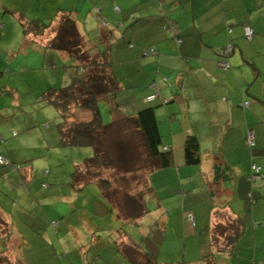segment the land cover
<instances>
[{
  "label": "crops",
  "instance_id": "obj_1",
  "mask_svg": "<svg viewBox=\"0 0 264 264\" xmlns=\"http://www.w3.org/2000/svg\"><path fill=\"white\" fill-rule=\"evenodd\" d=\"M64 14H71L82 35L98 43V47L104 46L100 31L108 32L113 68L115 63L122 65L116 74L124 71L132 75L134 83L139 78L144 83L150 81L142 95L132 97L134 107L122 110L135 116L142 108L156 106L162 147L171 149L174 155L173 164L149 172L143 198L146 205L147 199L157 200L158 207L147 205V215L135 222L141 223L147 217L154 222L159 220L157 253L146 250L135 240V234L123 228V219L97 183L73 185L70 189L50 188V176L59 175L55 169L52 171L57 165L54 160L46 158H56L52 151L62 144L72 145L63 143L59 129L44 127L40 111L35 113L37 119L33 115L24 117L29 112L14 78L34 69L32 56L33 61L42 59L43 67L48 63L55 67L58 59L62 62L69 57L46 47ZM21 15L50 24L48 30L42 36L25 35L19 21ZM245 24L254 29L252 39L245 36ZM170 25L177 27L176 34L169 30ZM229 45L233 52L228 57L218 54V50ZM151 49L156 52L151 53ZM224 60L230 63L226 70L219 64ZM162 80L174 82L166 89ZM151 94L157 96L148 101ZM247 101L250 106L245 107ZM250 131L254 133L255 145L247 140ZM189 135L199 138V164L185 162L184 145ZM0 154L11 160V164L0 163V257L10 258L13 264L115 262L101 252L93 257L89 252L83 253L79 261L69 252L61 258L63 251H57L55 238L39 230V225L50 228L55 210L60 213L56 196L64 200L73 197L71 203L62 202L64 209L69 205L72 210L80 206L87 211L90 205V209L100 213L101 224L91 218L83 222L93 235L98 229L113 231L117 246L137 243L163 264H264V251L258 252V234L264 232V177L252 178L253 163L264 169V0H0ZM216 165L220 167V177ZM175 173L192 176L195 183L200 179L201 185L207 183L208 204L206 200L201 204V189L198 192L186 188L189 185L181 181L180 189H169L171 179L177 177ZM88 185L93 186V200L89 205H79L74 192L86 190ZM164 185L166 189H160ZM37 209L43 214L41 223L34 218ZM186 211L195 218V224L190 221L189 226L199 228V252L187 261L161 259L170 225L176 227L178 234L176 218L185 221ZM239 218L245 222L239 242L234 247L225 246L218 230ZM67 226L68 230L73 228V224ZM244 237L250 243L255 241L252 253L249 248L238 250ZM216 238L219 245L215 244ZM38 241L45 247L37 246L35 251L33 245ZM222 253L231 254L224 257ZM113 254L121 258L120 264H135L119 249Z\"/></svg>",
  "mask_w": 264,
  "mask_h": 264
},
{
  "label": "trees",
  "instance_id": "obj_2",
  "mask_svg": "<svg viewBox=\"0 0 264 264\" xmlns=\"http://www.w3.org/2000/svg\"><path fill=\"white\" fill-rule=\"evenodd\" d=\"M19 21L25 35L34 34L36 37L45 34L50 25L38 19H27L24 15L20 16ZM247 25L249 24L244 25V30ZM54 31L55 35L48 41L46 47L66 53L72 58L74 71L70 84L50 88L43 94V99L53 104L61 115L62 121L57 126L63 143L72 146H93L95 151L92 157H87L76 166L72 174V185L97 183L121 219L137 222L147 213V205L143 194H130L125 189H131L127 175L139 169V164H135V154L139 153L140 145L148 150L145 167H149V172L157 167L170 166L174 162L172 150L162 147L156 106L140 109L135 116H129L122 110L116 95L120 82L113 70L112 39L110 40L108 32L100 31V42L104 46L98 47V43L94 42L97 51L92 53L93 41L82 35L76 19L71 14L62 15ZM245 36L247 37L246 34ZM221 50H218V54L224 55ZM150 52L156 51L151 49ZM229 67L230 63L227 68H222L226 70ZM168 79L167 77L166 80ZM101 99L110 103L113 117L111 123L106 124L103 121L99 106ZM76 108L88 110L90 119L82 120L76 115L74 111ZM134 131L138 133L139 138H135ZM184 158L187 164L201 162L202 153L198 136L187 137ZM259 166L264 177V169ZM215 170L217 177H220L221 170L218 165L215 166ZM244 229L245 222L239 218L222 226L218 232L223 235L225 246L234 247ZM219 241V238H216L215 244L219 245ZM117 247L135 264H163L155 254L141 249L137 243L132 242L124 246L119 244ZM0 264L13 263L8 257H0Z\"/></svg>",
  "mask_w": 264,
  "mask_h": 264
},
{
  "label": "rangeland",
  "instance_id": "obj_3",
  "mask_svg": "<svg viewBox=\"0 0 264 264\" xmlns=\"http://www.w3.org/2000/svg\"><path fill=\"white\" fill-rule=\"evenodd\" d=\"M91 44L93 46L91 51L92 53H95L97 51V47L94 46L95 45L94 42H92ZM229 46L232 48V51H233V46L232 45H229ZM228 49L229 48L227 46L226 50ZM54 51L55 53H58L57 55H60L59 52H57V50H54ZM228 51H231V49H229ZM59 57H63V56H59ZM30 59L32 60L31 66L34 69L29 71L27 74L18 75L16 78L13 77L15 79L14 83H16V86L18 85V87L23 91V96H24L23 104H24L26 111L29 112L28 116H24V117L25 118L31 117L33 115L34 118L37 119V116L35 113L40 111L41 120L43 122L44 127L53 126L52 128H55L57 129L56 131H58L57 125L58 123L62 121L61 115L53 104H50L44 101L43 94L49 91V89L52 87H55V88L64 87L71 83L72 75L74 71V68H73L74 61L72 58L67 57L66 60L62 62L58 59L57 63H55V67H53L54 63L52 64L48 63L47 65H45V67H43L42 61H41L42 59L40 61H35V60L33 61V56ZM117 67L120 68L122 67V65H120V63H115L114 68H113L115 75L120 76V77H117L120 82V88L116 95L117 97H120L121 99V100L118 99V101L122 105V109L123 107L125 110H126V107L128 109H131L135 105L134 104L135 101L132 97L134 95L137 96L136 94L142 95L145 88H148V86L150 85V81H147L146 83H144V80H142V78H139L137 80L138 82L134 83L132 79V75L129 76L124 71L120 72L119 74L117 73L118 74L117 75L116 74ZM221 67H224V64H221ZM9 78H11L10 73H9ZM152 81H153V78H152ZM162 81L166 89H169L170 84L174 82L173 80H170L169 82H166L165 80H162ZM28 82H30V84H28ZM27 102H28V105H27ZM109 105L110 103L108 100L101 99L99 101V106L102 112L103 121L106 124L111 123L113 120ZM74 111L76 115L79 116L82 120L90 119V112L88 110H84V109L80 110L76 108ZM132 131L133 130H131V132ZM135 138H139V135L137 132H135ZM52 152L56 156V158L47 157L46 161L54 160V164H57V165L55 168H52V171L55 169L57 171L56 174H58L59 176L56 178H53L52 176H50V180L48 181L49 183H51L50 188L51 189H70L73 187L71 175L74 172L76 165L82 163L87 157H92L95 151H94L93 146H64L62 144V146H59V148L54 149ZM148 155H149L148 150L145 148V146L140 145L139 153L135 154V164H139V169L128 174L126 177L129 182V184L128 182L127 184L131 187V189H125V190L129 192L130 194H135V195L143 194L148 189V174H149L148 168L149 167L148 168L145 167V164H146L145 160L148 158ZM147 163L148 165H150L149 162ZM176 176L177 177L174 176V179H171L169 189H180L181 186L179 185V182L181 181L183 184L185 183V185H189V186H186V188L190 187L191 189H197L196 191L198 192H200V189H201L202 190L201 191V194H202L201 204H203L205 200H206V203L208 204L207 201H209L210 198H207V196L209 195V192H208L209 185H207V183H203L201 185L200 183H198L200 179H197L195 183L192 176L183 175V177H181L178 174ZM155 182H156V179H155ZM160 185H163V184L160 183ZM160 189H166V186L164 185V187H161ZM203 189H206V190H203ZM68 192H70V190ZM74 193L76 197L75 201L78 200L79 205H83V204L89 205L90 202L93 200V198H91V194H93V186L88 185L86 190H83L81 192L77 191ZM78 193H80V196H76L78 195ZM56 199L59 201V202L57 201V203H58L60 213L56 212L55 210L54 213L51 215V218L49 221L51 223L50 228H47L46 226H43V225H39V230H40V233L44 232L45 230V235L47 236L52 235L55 238L54 244L56 246L57 251L58 252L63 251V254L60 255L61 258L65 256V252H69L70 255L73 256V259L75 261H79L83 259L82 258L83 253L89 252L90 256L93 257L94 253L101 252L105 256H111L112 258H114L115 262L113 264H120L121 258L120 257L116 258L113 256L114 251H117V249L114 250V248L117 247L114 241L117 238L116 234L113 231H109V230L101 231L100 229H98L96 234L93 235L91 232L88 231L86 227V223H83L84 220L91 218L95 221V223L99 224L101 221V218L103 220V217L100 215V213L94 209H90V205L87 211L80 209L81 208L80 206H79V209L72 210L73 207L69 206L68 204H67L68 208L64 209L62 202L70 201L69 203H71L73 201V197L71 198V196H70V199L68 200L66 198L65 200L62 198H59V196H56ZM165 200L168 201L169 199H165ZM147 201H148L147 205L149 208L156 209L158 207L157 200L154 201L152 199H147ZM250 201H252V199H250ZM191 203L194 204V202H191ZM64 211L68 212V215L66 214L64 216V213H63ZM180 211L182 212L181 208H180ZM34 213H35L34 218L37 219L38 223H41L43 220V214L41 215V210L37 209L34 211ZM116 214L118 215V212ZM189 214H190V211H186L185 221H183L181 217L176 218V222H177L176 226H177L178 234L175 233L176 227L173 226L172 224L170 225L169 231H168L167 243H165V245L163 246L164 250L161 251V254H162L161 259L175 260V261L177 260L187 261L188 258H191L193 254H196L199 252L198 237H197L199 228L193 229V227L191 228L189 226V222H190ZM122 221L123 222L121 223L124 224L122 225L123 228L126 229V231L129 234H135L134 236L136 239L135 238L134 239L139 244H141V246H143L146 250H150L153 252L158 251L157 246H160V243H158V234L161 228L160 225L158 224V221H159L158 219L157 221L154 222V221H151L149 217H147L141 223H138V224H135V221H124V220ZM58 222L60 225L58 224ZM66 223L73 224V228H70L68 230V226ZM262 223H264V221H261V224ZM46 228H47V231H46ZM148 233H151V235H148ZM164 234H166V231L164 232ZM172 234H174V236ZM263 236H264V232H260L258 234V238H259L258 252H260L261 250L264 251V237ZM240 243L241 244L238 245V250L241 249L242 251L245 250V248H249L248 251L251 252L253 251L251 248H254L256 245L255 241H252L250 243L249 240L245 237ZM124 245H126V243H123V246ZM33 246L35 248V251L36 250L38 251L37 246L44 249L45 244H42L40 241H38V242H34ZM51 249L52 248L50 247V250ZM230 254L227 253L223 255L224 257H226V256H229ZM106 262L107 261L105 260V263ZM103 263L104 261H102L101 264Z\"/></svg>",
  "mask_w": 264,
  "mask_h": 264
},
{
  "label": "built area",
  "instance_id": "obj_4",
  "mask_svg": "<svg viewBox=\"0 0 264 264\" xmlns=\"http://www.w3.org/2000/svg\"><path fill=\"white\" fill-rule=\"evenodd\" d=\"M169 30L172 31L174 34L177 33V28L175 26L170 25L169 26ZM245 34L247 35L248 38H252L253 37V34H254L253 28L251 26H249V25L245 26ZM226 48L227 47H225V48H223L221 50V52L224 55H229L230 53L233 52L232 51V48L230 46H228V48L231 49V51H228L229 49L226 50ZM219 64L220 65L221 64H224V67L225 68H227L229 66V62L227 60L226 61H220ZM156 96H157L156 94H151V95H149L147 97V100L148 101H153L156 98ZM244 106L245 107H248V106H250V103L247 101L246 103H244ZM253 139H254V133H253V131H250L249 134H248V142H249V144H251V145L254 144ZM0 163H3V164H11V160L8 157L0 154ZM16 166L18 168L20 167L19 164L16 165ZM252 170H253V174H252V178L253 179L256 180L258 178H263V176L260 173L261 172V167L258 164L253 163ZM189 218H190L191 223L194 225L195 224V218H194V216L192 214H190V217Z\"/></svg>",
  "mask_w": 264,
  "mask_h": 264
}]
</instances>
